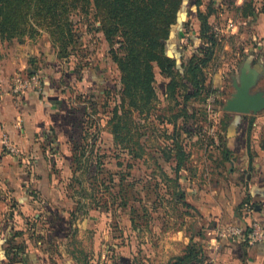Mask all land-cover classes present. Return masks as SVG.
I'll use <instances>...</instances> for the list:
<instances>
[{
	"label": "rangeland",
	"instance_id": "obj_1",
	"mask_svg": "<svg viewBox=\"0 0 264 264\" xmlns=\"http://www.w3.org/2000/svg\"><path fill=\"white\" fill-rule=\"evenodd\" d=\"M243 1H179L176 22L170 27L171 38L167 42V48H172L169 54L181 69L183 61L203 45L196 15L198 11L205 13L210 9L208 21L217 45L204 71L212 90L191 99L187 108L178 111L180 107L175 108L169 94L162 95L167 79L154 66L159 101L151 109V116L140 119L126 102L121 110L118 136H130L131 144L126 146L117 145L108 118L119 101L121 75L126 77L128 73L127 63L124 66L125 53L130 51L129 44L138 43L132 38L131 28L126 30L130 21H124L121 26L113 24L112 14L97 8L94 0L80 1L69 11L57 5L55 16L53 8L50 13V9H38L37 4L22 6L13 1L8 5L4 16H0V62L4 60L7 64V50L19 47L23 54L31 55L26 70L33 73L39 69L37 60L43 56L46 59L53 51L60 62H70L77 70L84 69L82 77L89 73L91 78H96L68 97L71 101L68 145H63L51 163L56 176V195L49 204L40 203L37 214L41 218L34 220V211L26 218V229L13 240L23 247L22 252H26L29 243L32 249L39 248L35 243L40 242L48 264H125V261L173 264L171 260L189 244L203 249V221L187 201L193 195L192 179L181 181V177H204L205 162L214 156L212 151L218 147L212 142L213 136L221 139L222 134H247L248 142L253 136L257 140L264 137V112H250L235 120L223 110L225 101L241 83L240 67L244 58L260 44L264 45V32L259 37L256 18H253L263 16L258 10L264 0L250 1L256 11L248 18L243 15L249 9L239 8ZM146 2L143 0V4ZM174 2L158 4L156 15L165 14L166 9L167 13L171 12ZM151 22L152 32L161 28L160 18H152ZM248 85L250 93L264 94V68ZM177 113L181 114L179 118L169 124ZM250 118H254V125ZM173 131L179 134L178 140L185 144L190 156L188 170L177 178L180 189L174 186L173 161L165 159L169 142L165 139ZM135 141L144 149L137 147ZM194 161H201L202 166ZM178 190L183 191L184 202L179 199ZM11 206L7 209L1 203L0 211L7 209L8 212Z\"/></svg>",
	"mask_w": 264,
	"mask_h": 264
},
{
	"label": "crops",
	"instance_id": "obj_2",
	"mask_svg": "<svg viewBox=\"0 0 264 264\" xmlns=\"http://www.w3.org/2000/svg\"><path fill=\"white\" fill-rule=\"evenodd\" d=\"M253 18L259 37H263L264 16ZM168 41L164 42L165 53L173 58L169 54L172 48H167ZM257 47L240 67L241 77L247 81L255 80L264 68V45ZM6 53L7 64L4 60L0 62V125L18 152L10 153L0 145V204H5L7 209L12 205L8 212L0 211L4 222L0 228V264H48L40 242L35 243L39 247L35 249L29 243L26 252L21 251L12 262L8 248L11 239L17 237L14 231L26 229L24 222L30 213L34 211V220L41 218L37 214L40 203L49 204L56 195V176L51 163L63 145H68L67 137L71 133L68 97L96 78H91L89 73L82 77L84 69L77 70L70 62H60L52 51L46 59L43 56L37 60L42 77L40 89H27L13 96L9 92L12 77L18 72L28 73L31 55L23 54L19 47ZM92 76L97 77L94 73ZM228 113L235 120L243 115ZM250 119L254 125V118ZM216 136L212 142L220 147L212 151L214 156L207 158L204 177H181V181L192 179L193 195L187 201L203 221V255L200 261L190 264H264V243L247 239V229L253 222L264 227V137L257 140V136H251L248 142L247 134H222L221 139ZM196 164L202 166L201 161ZM225 226L242 228V237H219L218 229Z\"/></svg>",
	"mask_w": 264,
	"mask_h": 264
},
{
	"label": "trees",
	"instance_id": "obj_3",
	"mask_svg": "<svg viewBox=\"0 0 264 264\" xmlns=\"http://www.w3.org/2000/svg\"><path fill=\"white\" fill-rule=\"evenodd\" d=\"M13 1L19 2L22 6L30 3H32V6H36L37 4L38 9L45 11H49L50 9V13L53 8L52 13L55 16V7L57 5H63L64 8L69 11L73 5L83 0H68L66 2L65 0H0V16H4L5 11L8 9V5H12L11 3H13ZM145 1L147 2L143 4V0H101V2L100 0H94L97 8L108 10L112 14V18L114 19L113 24L121 26L124 21L129 20L130 22L126 24V30L128 31L130 27L133 35L132 38L138 42L129 44L130 51L125 53L124 66L127 67L128 65V73L125 77L122 72V86L119 101L112 108L110 117L108 118V121H110L109 123L112 124L111 134H113V138L117 142V145L126 146L128 143L131 144L130 136H126V134H123L121 137L118 136L121 134L120 123L122 117L120 114L122 113V108L125 107V102L128 104L129 108L134 109L139 114L138 117L140 119L146 120L147 117L149 118L151 116V109L154 108V104L159 101V96L155 87L156 78L154 66L158 68L159 74L167 79L162 95L165 94L167 96V94H169V97L174 100L175 108L180 107L178 111H182L185 107L187 108L191 99L199 97L202 93L211 92L210 89L212 90L204 71V67L213 57L214 49L217 45V40L211 32V25L208 21L211 14L210 9L205 13L198 11L196 15L200 21L198 34L203 45L199 46L194 54L186 58L183 61L182 68L178 69L177 60L166 55L164 42L171 38L170 27L176 22L180 0H176L174 4H171L173 6L171 12L168 11L167 13L166 9L165 14L161 13L157 15L158 4L159 6H163L170 3L171 0ZM247 1L248 0H244L242 6L239 7L241 9H249V12L247 11V14H244L243 18L253 16L256 11V7L250 2L251 0H249V2ZM47 2L50 3L51 7H49ZM70 5L71 7L69 8ZM258 11L264 16V4ZM155 17L160 18L161 28L152 32L151 21L152 18ZM104 27L106 29V26ZM138 47L140 51L137 50ZM116 61H118V58ZM120 69L123 71V67ZM123 112H125V110H123ZM144 114L147 115L145 119L142 118ZM180 115L179 113L174 114L172 118L174 121L170 120L169 124H174ZM155 118L157 119V116ZM251 122L252 121H250V123ZM129 132L128 130V133ZM174 133L175 131H173V134L166 136L165 140L169 142L167 143L165 159H171L173 161L172 172L174 173V179L176 178L174 186L180 189L177 178H179L178 176L182 170H187L186 166L189 160V152L186 150L185 144H182V142L178 140L179 134ZM135 144H137V147H142L139 141H135ZM142 149L144 148L142 147ZM129 150L133 151V147H129ZM133 152L136 153L135 151ZM178 191H180L179 199L184 202L183 191ZM185 206H188V204H185ZM189 207L193 208L191 204ZM14 232V237L23 233L22 230H15ZM13 240L14 238L11 239V245L8 248V254H11L12 257L11 262L15 261L19 253L23 251V247L13 242ZM202 255V247L194 246V244L191 243L185 247L182 254L175 257L171 262H173V264H190L200 261ZM125 264H130V262L125 261Z\"/></svg>",
	"mask_w": 264,
	"mask_h": 264
},
{
	"label": "built area",
	"instance_id": "obj_4",
	"mask_svg": "<svg viewBox=\"0 0 264 264\" xmlns=\"http://www.w3.org/2000/svg\"><path fill=\"white\" fill-rule=\"evenodd\" d=\"M230 27H233V24H230ZM215 30L219 31L217 27ZM214 33L216 34V31ZM41 72L35 71L33 73H22L18 72L12 77V82L10 85L9 92L13 96H17L23 93L27 89L37 90L41 87ZM0 93V99H1ZM0 145L4 147L10 153H17V148L12 144L9 139V136L4 132L0 125ZM218 236L219 237H227L230 236L231 238H239L242 237L243 231L240 227H232V226H225L218 229ZM247 236L248 241L255 243V242H262L264 243V227L260 225L258 222H253L249 229H247Z\"/></svg>",
	"mask_w": 264,
	"mask_h": 264
},
{
	"label": "water",
	"instance_id": "obj_5",
	"mask_svg": "<svg viewBox=\"0 0 264 264\" xmlns=\"http://www.w3.org/2000/svg\"><path fill=\"white\" fill-rule=\"evenodd\" d=\"M246 78L241 77V83L223 105V110L235 113H256L264 111V94L261 92L250 93Z\"/></svg>",
	"mask_w": 264,
	"mask_h": 264
}]
</instances>
